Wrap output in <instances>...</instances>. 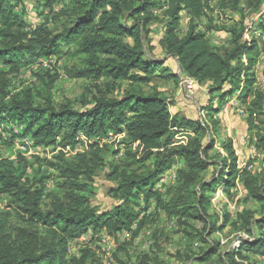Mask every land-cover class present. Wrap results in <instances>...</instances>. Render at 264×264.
Instances as JSON below:
<instances>
[{
  "label": "trees",
  "instance_id": "16d2710c",
  "mask_svg": "<svg viewBox=\"0 0 264 264\" xmlns=\"http://www.w3.org/2000/svg\"><path fill=\"white\" fill-rule=\"evenodd\" d=\"M213 1L238 20L216 24ZM23 2L0 0V143L11 147L27 138L34 147H49L51 156L0 155V199L8 207L0 209V264H102L89 244L77 243V253H70L71 243L88 231L90 239L102 231L116 237L128 230L134 237L157 210L174 217L184 237L203 243L198 252L190 247L178 252L180 261L264 264V88L257 81L258 74L264 80L257 40L264 35V0H43L37 5L45 7L38 12L43 20L34 27L24 19ZM183 16L187 26L180 35ZM203 20L224 32L225 41L212 42L201 29ZM155 23L163 29L160 45L179 73L151 54ZM61 56L74 61L63 73L88 84L79 108L74 101L55 100L59 74L41 65ZM34 62L32 81L16 79ZM180 74L209 84L205 120L172 114L153 84L156 79L178 84ZM232 98L246 113L258 170L249 168L251 160L239 169L231 139H221L222 152L216 147L218 112ZM182 135L187 137L178 141ZM67 146L81 150L68 156L62 150ZM175 161L182 166L163 192L156 185ZM104 168L115 203L100 211L90 201L94 177ZM236 181L259 215L238 213L239 227L234 226L249 237L221 250V242L209 237L224 229L230 214L225 211L220 220L211 198L217 189L235 196ZM135 264L165 263L144 253Z\"/></svg>",
  "mask_w": 264,
  "mask_h": 264
},
{
  "label": "rangeland",
  "instance_id": "374dc122",
  "mask_svg": "<svg viewBox=\"0 0 264 264\" xmlns=\"http://www.w3.org/2000/svg\"><path fill=\"white\" fill-rule=\"evenodd\" d=\"M43 0H24L22 9H24V19L27 24L31 27L40 23L43 20V16L38 14L41 9L45 10V7H38ZM59 4L55 5L58 9ZM19 10L21 7H17ZM41 8V9H40ZM214 11L210 14L214 22L218 24L219 22H224L226 24L238 20V15L226 11H221L215 6L213 1ZM187 18L183 16L180 24V35L186 30ZM210 23L203 20L201 24V29L208 33V36L212 42L216 44H221L226 39V34L224 32H218L210 29ZM162 26L159 23L152 25L151 33L149 39L151 41L152 51L151 54L154 58L164 62L171 72L179 73L177 63L174 58L168 56L163 51L160 45V39L162 37ZM249 37V36H248ZM247 37V38H248ZM259 55L264 59V35L257 34ZM42 66H51V69H56L59 77L53 88V95L56 101H74V106L81 107L80 96L86 92L88 84L83 79L68 78L65 73H63L64 65H71L74 63L73 60H69L67 56L61 57H50L47 60L41 61ZM38 66L37 62H34L30 67L21 69V74L19 78L27 77V81H32L29 77L31 70ZM261 62L257 63L255 70L260 73ZM258 74V73H257ZM185 76L180 74V81L178 84L164 83L160 79L153 81V84L158 86L160 91H162L164 97L167 98L169 102V111L172 114H178L181 117H186L192 120H205V110L203 109L209 102V84L203 85H193L191 88H187L183 83V78ZM19 81V80H18ZM26 81V83H27ZM182 81V82H181ZM257 81L259 86L264 88V84L259 79V74L257 75ZM17 83V81H13ZM227 86L224 87L226 89ZM220 118L219 136L216 139V147L221 151L219 142L221 139L229 138L233 143V148L238 157L237 163L239 169H242L248 164V161H252L249 166L251 170H258L260 166L259 154L252 145L249 144V135L246 122V113L243 106L237 104L234 98L229 100L224 107L218 112ZM5 132H1V134ZM186 135L177 136L178 141L185 140ZM83 139V138H82ZM85 140V138H84ZM117 142L118 140H111ZM115 145V143H114ZM72 149V148H70ZM222 152V151H221ZM19 154V150L14 144L9 147L7 145H0V155L15 159ZM28 156L27 154H25ZM51 155V154H50ZM71 153H68V156ZM182 166L181 162L175 161L171 167L164 173L169 177V180L161 187V191H166V189L176 180V172ZM214 168H209L205 174L207 180L211 179ZM105 168L99 171L94 177V191L95 194L91 197V205L95 206L100 211L108 210L115 203L113 197H111L107 190L111 183L107 181L104 177ZM174 177V179H173ZM237 187V186H236ZM157 188V185H156ZM238 188H234L236 191ZM219 190V189H218ZM235 196H227L224 192L216 196L214 201L211 198V210L214 211L219 219L223 216L226 211L230 214V222L224 227L220 232H215L209 239L219 240L221 242L222 249L227 250L235 245L239 244L240 239H247L248 234L242 232V230L236 229L238 225L237 214L242 210L253 211L255 216L259 215V207L256 203L252 201H245V194L239 189L236 191ZM155 202L153 201V204ZM142 204V202H141ZM0 209L7 210V204L5 201L0 199ZM150 211L155 212L154 205L150 206ZM154 221L151 224L146 225L138 233L132 237V234H128L125 237H119V239H102L93 237L92 239H87L88 244L97 251V255L101 260L102 264H135L138 257L144 253L149 255H157L160 260L165 264H189L187 261H180L176 254L181 252L186 248L190 247L194 252H198L199 248L203 243L190 240L182 233L178 232V226L175 222L174 217H168L165 213L160 210L155 212ZM234 224L236 226H234ZM239 227V225H238ZM135 228V227H134ZM102 236V235H101ZM103 237V236H102ZM77 252V244L72 243L70 246V253ZM253 259V258H252ZM256 264H263L257 262Z\"/></svg>",
  "mask_w": 264,
  "mask_h": 264
},
{
  "label": "built area",
  "instance_id": "2783aa9c",
  "mask_svg": "<svg viewBox=\"0 0 264 264\" xmlns=\"http://www.w3.org/2000/svg\"><path fill=\"white\" fill-rule=\"evenodd\" d=\"M37 25V24H36ZM35 26V25H34ZM250 26H251V23H249V22H247V29H249L250 28ZM248 31H246L245 32V34H244V38H247L248 37ZM182 82V81H181ZM261 82L264 84V80H261ZM183 83H184V85L187 87V88H191L193 85H198L197 84V82L195 81V80H193V79H191V78H188V77H184L183 78ZM12 129L16 132V129L14 128V127H12ZM3 136H4V133L2 134ZM83 138V140H84V137H82ZM85 141V140H84ZM15 145H16V147L18 148V150L21 152V153H23V154H27V155H31V154H33V155H37V156H39V157H46V158H50V148L49 147H46V148H40V147H34V146H32V143H31V141L29 140V139H27V138H24L23 139V143H21V142H15L14 143ZM0 145H1V143H0ZM60 148H57V150H59ZM65 153H71V154H73L75 151H79V150H81V147H76V148H74L73 150L72 149H70V147H66L65 149H62ZM173 179H174V177H173ZM169 180V177L166 175V174H163L162 175V177L160 178V181L157 183V188L158 189H160L161 190V187L164 185V184H166V182ZM236 188H238L239 189V191H241V193H242V191H243V189H242V187H241V185L239 184V182L238 181H236ZM46 187H47V189H50L51 187H52V183L51 182H48L47 184H46ZM238 189H236V191L238 190ZM220 192V194H222L223 193V191L221 190V189H217V191L215 192V195L217 194L218 195V193ZM216 195V196H217ZM217 198V197H216ZM215 197H214V199H213V201L216 199ZM212 201V200H211ZM135 227V224L131 227V229H133ZM128 234H131V232L130 231H122L121 233H118L117 235H116V237H113V236H111V235H109V234H107L106 232H104V231H102V232H100V233H98V234H96L95 235V237L96 238H102V239H113V240H116V239H119V237H125L126 235H128ZM103 237H102V236ZM90 236H91V232L90 231H88L87 233H85V234H83L82 236H80L77 240H75L73 243L74 244H77V243H79V244H82V243H84V244H88V241H87V239L86 238H88L89 240H90ZM71 245H72V243H71ZM70 245V246H71ZM70 251V250H69ZM97 252V251H96ZM77 253V252H76Z\"/></svg>",
  "mask_w": 264,
  "mask_h": 264
}]
</instances>
